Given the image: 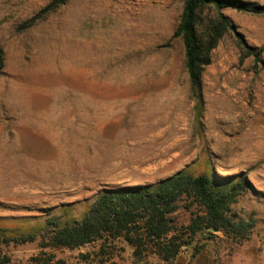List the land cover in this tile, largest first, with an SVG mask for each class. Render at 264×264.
<instances>
[{"label": "rangeland", "instance_id": "obj_1", "mask_svg": "<svg viewBox=\"0 0 264 264\" xmlns=\"http://www.w3.org/2000/svg\"><path fill=\"white\" fill-rule=\"evenodd\" d=\"M51 1L0 0V233L35 234L0 242V264H264V14L223 9L233 30L212 50L196 101L175 35L183 0H65L44 11ZM180 170L245 174L252 187L230 209L251 221L248 238L197 234L204 247L171 261L138 258L121 239L45 245L48 220L81 218L99 190Z\"/></svg>", "mask_w": 264, "mask_h": 264}, {"label": "trees", "instance_id": "obj_2", "mask_svg": "<svg viewBox=\"0 0 264 264\" xmlns=\"http://www.w3.org/2000/svg\"><path fill=\"white\" fill-rule=\"evenodd\" d=\"M64 1L52 0L44 11ZM225 8L264 14V5L247 0H183L175 35L183 44L190 93L196 101L202 99L201 77L211 62L212 50L227 31L233 30L223 14ZM209 11L213 13L207 14ZM243 47L247 54L254 55L257 63L259 52L245 43ZM2 60L0 50V64ZM237 178L232 181L230 177L180 170L153 183L103 188L93 196L81 218L63 223L49 219L48 224L53 228L45 245L77 248L101 240L105 247L121 239L132 247L138 258L155 254L164 261H171L190 247L194 254L204 247L205 242L194 244L197 234L204 240H213L216 233L221 232L227 238L241 241L248 238L251 221L236 219L230 208L237 197L252 186L245 174ZM182 211L187 214L180 221L178 213ZM34 238L31 231L19 236L0 233L1 243ZM8 261L4 256L0 263ZM32 264H58V260L51 262L50 257L39 256L33 258Z\"/></svg>", "mask_w": 264, "mask_h": 264}]
</instances>
